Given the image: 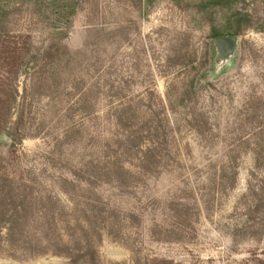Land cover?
<instances>
[{"label":"rangeland","instance_id":"obj_1","mask_svg":"<svg viewBox=\"0 0 264 264\" xmlns=\"http://www.w3.org/2000/svg\"><path fill=\"white\" fill-rule=\"evenodd\" d=\"M236 1L0 0L34 55L0 107V264H264V0Z\"/></svg>","mask_w":264,"mask_h":264},{"label":"trees","instance_id":"obj_2","mask_svg":"<svg viewBox=\"0 0 264 264\" xmlns=\"http://www.w3.org/2000/svg\"><path fill=\"white\" fill-rule=\"evenodd\" d=\"M236 2V0H201L202 5L205 7H209L211 5L232 6ZM237 13L238 15H241L240 12L237 11ZM242 16L245 17L247 21H250L247 13H243ZM236 33L237 32H232L231 30L224 31V33L215 32L213 34V37L217 38L221 37L222 35H230ZM28 46L29 44L25 42L21 43L20 45H13L9 39L3 37L0 34V103L3 104L0 105V107H9L12 105V101L16 100L17 90L16 87L13 86L15 83L14 79L19 76V72L22 67L34 60V55L30 47ZM212 46L213 45L210 42L208 47L209 52L212 51ZM60 50L61 49L59 47H56V45L53 43L48 45L41 53L43 62L46 64L47 61H50L52 59L56 60L57 58H59ZM211 56L209 55V58ZM8 80L9 82L7 83ZM86 98L87 95H84V100H87ZM1 116H3V114L0 112V117ZM126 119H128V117ZM0 128L2 127L0 126ZM161 129L162 128L157 126L153 134H158L159 132H161ZM156 158V153L153 152L150 148L145 155L143 165H145L146 162L150 164L154 163V161H156ZM89 249L90 248L88 247L85 250H80L79 254L87 255V251ZM89 264H92L91 260H89Z\"/></svg>","mask_w":264,"mask_h":264},{"label":"water","instance_id":"obj_3","mask_svg":"<svg viewBox=\"0 0 264 264\" xmlns=\"http://www.w3.org/2000/svg\"><path fill=\"white\" fill-rule=\"evenodd\" d=\"M213 43L217 57L221 60L230 58L238 49V37L235 35L217 37Z\"/></svg>","mask_w":264,"mask_h":264}]
</instances>
